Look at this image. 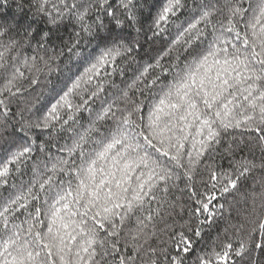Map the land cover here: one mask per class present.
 <instances>
[{"label": "snow or ice", "instance_id": "obj_1", "mask_svg": "<svg viewBox=\"0 0 264 264\" xmlns=\"http://www.w3.org/2000/svg\"><path fill=\"white\" fill-rule=\"evenodd\" d=\"M0 264H264V0H0Z\"/></svg>", "mask_w": 264, "mask_h": 264}]
</instances>
